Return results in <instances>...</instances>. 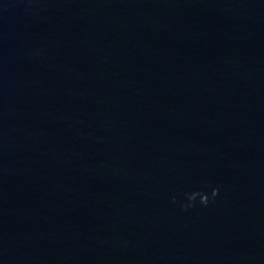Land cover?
Masks as SVG:
<instances>
[{"label": "water", "instance_id": "1", "mask_svg": "<svg viewBox=\"0 0 264 264\" xmlns=\"http://www.w3.org/2000/svg\"><path fill=\"white\" fill-rule=\"evenodd\" d=\"M0 264H264V0H0Z\"/></svg>", "mask_w": 264, "mask_h": 264}, {"label": "clouds", "instance_id": "2", "mask_svg": "<svg viewBox=\"0 0 264 264\" xmlns=\"http://www.w3.org/2000/svg\"><path fill=\"white\" fill-rule=\"evenodd\" d=\"M24 2L31 3L32 0H24ZM36 55H40V51L36 50ZM219 194L218 186H209V191L196 190L185 193V200L178 201L175 196L170 197L171 203L178 205L182 211H187L190 208L196 207L197 203L202 207H207L210 203H214Z\"/></svg>", "mask_w": 264, "mask_h": 264}]
</instances>
